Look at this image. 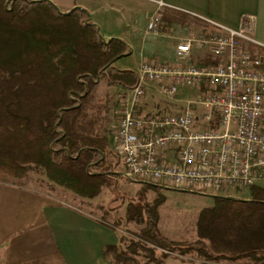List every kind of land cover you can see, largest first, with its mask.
I'll use <instances>...</instances> for the list:
<instances>
[{
	"label": "trees",
	"instance_id": "16d2710c",
	"mask_svg": "<svg viewBox=\"0 0 264 264\" xmlns=\"http://www.w3.org/2000/svg\"><path fill=\"white\" fill-rule=\"evenodd\" d=\"M128 51L118 38L105 41L80 8L62 13L48 0H0V175L26 186L30 170H42L51 184L86 198L114 187L120 173L108 158L107 107L98 87L102 79L122 88L137 84L135 70L114 65ZM140 182L124 216L139 229L121 234L124 250H106L117 262L140 264L129 254L143 252L145 264H165L173 254L264 264V186H252L249 199L213 196L198 214L197 239L189 241L161 232L166 196L160 186Z\"/></svg>",
	"mask_w": 264,
	"mask_h": 264
},
{
	"label": "built area",
	"instance_id": "2783aa9c",
	"mask_svg": "<svg viewBox=\"0 0 264 264\" xmlns=\"http://www.w3.org/2000/svg\"><path fill=\"white\" fill-rule=\"evenodd\" d=\"M148 30L164 32L161 9ZM253 18L239 28L208 24L176 45V59L147 58L138 82L116 100L112 144L129 179L165 189L236 197L264 186V45ZM196 49L209 62H193ZM165 96L198 92L178 111L144 109L147 84Z\"/></svg>",
	"mask_w": 264,
	"mask_h": 264
},
{
	"label": "crops",
	"instance_id": "0c3cea01",
	"mask_svg": "<svg viewBox=\"0 0 264 264\" xmlns=\"http://www.w3.org/2000/svg\"><path fill=\"white\" fill-rule=\"evenodd\" d=\"M48 1L62 13L76 8L84 10L105 41L112 38L124 41L129 51L118 57L114 65L137 73L147 58L155 57L163 62L176 59V45L181 39L179 29L175 28L180 26L188 30L193 29L190 26L205 28L216 24L237 29L244 19L252 17V37L264 45V0ZM160 2L163 3L162 17L168 14L176 18L162 19L167 28H172L171 32L148 30ZM203 56L206 52L196 49L191 61ZM156 90L155 85L147 84L146 111L159 109ZM175 95L165 96L172 102L163 105L164 109L182 110L191 101L187 100L184 105V100ZM120 237L117 228L89 210L38 189L0 182V264H134L117 262L113 253L106 252L107 247L122 246ZM191 260L165 264H240L239 261Z\"/></svg>",
	"mask_w": 264,
	"mask_h": 264
},
{
	"label": "rangeland",
	"instance_id": "374dc122",
	"mask_svg": "<svg viewBox=\"0 0 264 264\" xmlns=\"http://www.w3.org/2000/svg\"><path fill=\"white\" fill-rule=\"evenodd\" d=\"M10 4V3H9ZM8 4V5H9ZM164 32H171L172 28H167V24H164ZM196 30H201L203 27H191ZM179 29L178 35L183 40L188 37L189 33L193 29L184 28L180 26L175 28ZM180 41V40H179ZM209 62L210 58L203 56L200 60L193 62ZM122 62L119 63V66ZM121 90L118 85H108L105 79L99 82L98 95L107 107L106 120L102 127L103 135L107 136L109 141V148L111 149L109 160L112 163L113 170L119 172L120 175L115 179L114 187H103L100 194L94 198L82 197L72 190L60 186L54 185L48 182L45 173L42 170L32 169L29 172V178L25 181L27 187H31L38 190H43L49 194L65 200L67 203L75 205L77 207L84 208L91 211L94 214L99 215L104 221L117 228L120 234H123L125 230L129 229L131 232L137 231L139 226L134 223L126 224L124 222L126 206L131 201L138 200V190L142 187V184L137 179H129L125 176L124 167L122 166L115 149L113 148L112 129L115 124V108L117 96ZM155 97L160 101L159 109H164L168 102H172L165 96H163L158 90L155 92ZM175 97L183 99V103L187 100L195 101L198 97V92L195 89L189 87H180ZM181 105V103H179ZM0 182L13 183L14 179L8 176L0 175ZM162 193L166 196L165 203L160 207L161 220L159 228L161 232L168 238L175 240H189L194 241L197 239L196 222L198 214L202 208L211 206L213 204V196L203 193L198 190H179V189H165L161 187ZM249 192H242L239 196H232L233 198L249 199ZM155 197L154 191L148 192V199L152 200ZM117 220H121V225L117 226ZM125 246L122 245L119 250H124ZM166 262H179V261H193L191 259H200L198 257H178L176 254L171 255ZM129 257L140 263H145L146 258L144 253L129 254ZM129 258V259H130ZM190 259V260H189ZM240 264H253L248 260H240Z\"/></svg>",
	"mask_w": 264,
	"mask_h": 264
},
{
	"label": "water",
	"instance_id": "95a60500",
	"mask_svg": "<svg viewBox=\"0 0 264 264\" xmlns=\"http://www.w3.org/2000/svg\"><path fill=\"white\" fill-rule=\"evenodd\" d=\"M69 13V12H68ZM119 173V172H118ZM229 198H233V197H229Z\"/></svg>",
	"mask_w": 264,
	"mask_h": 264
}]
</instances>
